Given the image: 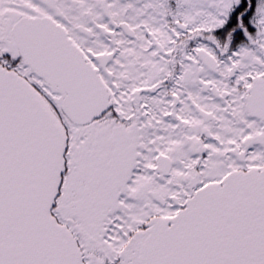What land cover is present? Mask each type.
<instances>
[{
    "label": "snow or ice",
    "instance_id": "obj_1",
    "mask_svg": "<svg viewBox=\"0 0 264 264\" xmlns=\"http://www.w3.org/2000/svg\"><path fill=\"white\" fill-rule=\"evenodd\" d=\"M0 264H264V0H0Z\"/></svg>",
    "mask_w": 264,
    "mask_h": 264
}]
</instances>
